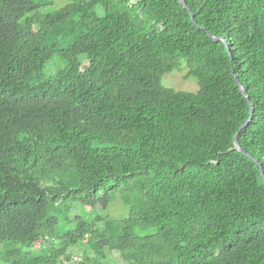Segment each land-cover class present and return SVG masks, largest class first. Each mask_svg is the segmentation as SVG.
<instances>
[{"label":"trees","instance_id":"trees-1","mask_svg":"<svg viewBox=\"0 0 264 264\" xmlns=\"http://www.w3.org/2000/svg\"><path fill=\"white\" fill-rule=\"evenodd\" d=\"M184 1L0 0V264H264V0Z\"/></svg>","mask_w":264,"mask_h":264},{"label":"rangeland","instance_id":"rangeland-1","mask_svg":"<svg viewBox=\"0 0 264 264\" xmlns=\"http://www.w3.org/2000/svg\"><path fill=\"white\" fill-rule=\"evenodd\" d=\"M64 3H65L64 0H57V5L59 6L63 5ZM59 67H60L59 62L55 60L54 62L47 64L45 73L50 74ZM187 70H188V66L184 62V60H182V62L179 64V67L177 69L167 72L163 75L162 77L163 85L173 88L175 90L196 91L198 88L197 81L194 77L185 76ZM116 194H117L116 191H112V195H116ZM96 211L99 214L108 215L109 217H112V218H122V217H125L127 214V208L124 207V205H122V203L120 202L118 198H115V200L109 204L106 210H102L101 208H96ZM47 231L52 236L55 234V230L53 227H49ZM135 258H136V255L133 254V255L126 256L124 260L131 261ZM121 260L118 259V264H121Z\"/></svg>","mask_w":264,"mask_h":264},{"label":"water","instance_id":"water-1","mask_svg":"<svg viewBox=\"0 0 264 264\" xmlns=\"http://www.w3.org/2000/svg\"><path fill=\"white\" fill-rule=\"evenodd\" d=\"M179 2L183 4V7H184V8H187V5H186V3H185L184 0H179ZM191 17H192V14H191ZM213 39H214V40H217V37H213ZM233 77H234L235 82H236L237 85L239 86L240 90H241L242 92H244V87H243V85L241 84V82H240L235 76H233ZM245 97H246V99H247V101H248V104L250 105L251 114H250V116L248 117V119H247L243 124L240 125V127H239V129L237 130V132H236V134H235V137H234V139H235V141H236L235 148H238L240 151H242V149H241V147H240V145H239V143H238V133H239V131H240L243 127H245V126L249 123V121H250L251 118H252V113H253V107H252V105H251V102H250V100H249V98H248L247 95H245ZM254 161H255L256 163H258V161H257L256 159H254ZM258 164H259V163H258ZM260 172H261V175H262V177H263V179H264V173H263V169H262L261 166H260Z\"/></svg>","mask_w":264,"mask_h":264}]
</instances>
